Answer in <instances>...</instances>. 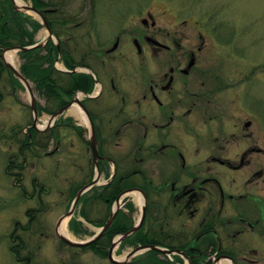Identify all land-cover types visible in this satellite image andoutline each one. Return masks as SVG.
Segmentation results:
<instances>
[{"label":"flooded vegetation","instance_id":"flooded-vegetation-1","mask_svg":"<svg viewBox=\"0 0 264 264\" xmlns=\"http://www.w3.org/2000/svg\"><path fill=\"white\" fill-rule=\"evenodd\" d=\"M37 1L54 35L44 45L56 46L54 67L69 75L71 90L60 96L56 86L49 111L36 91L37 120L48 114L46 125H28L30 140L18 153H35L40 170L47 163L65 184L45 201L51 189L39 182L23 229L33 223L30 232L68 245L58 237L64 219L69 234L89 239L113 213L94 242L76 248L109 264H264V122L220 119L219 89L208 87L215 77L207 69L206 34L156 24L149 11L139 27L126 12V22L105 33L94 23L60 24L69 16L65 0L51 7L52 0ZM60 45L66 70L56 66L64 64ZM76 75L90 77L89 91L74 88ZM20 245L18 261L31 264Z\"/></svg>","mask_w":264,"mask_h":264},{"label":"rangeland","instance_id":"rangeland-1","mask_svg":"<svg viewBox=\"0 0 264 264\" xmlns=\"http://www.w3.org/2000/svg\"><path fill=\"white\" fill-rule=\"evenodd\" d=\"M23 1L30 4V0ZM61 2H64L63 7L69 14L61 17L71 19L67 23H94L99 31L103 30L105 33L114 32L123 25L128 17L126 12L133 13V25L139 27L141 15L145 11L153 15L156 24L165 27L179 25L187 31L201 29L206 34L207 52L210 56L207 69L215 77L208 87H217L221 98L218 109L222 110L223 117L220 119H249L254 120L255 125L264 122V0ZM25 13L33 20L40 21L32 12ZM46 35L47 30L42 26L35 34V41L44 40ZM15 56L19 67L21 59L16 50ZM56 66L61 68L63 64L57 62ZM33 92L39 102L37 92ZM41 103H44V99H41ZM69 113L71 114L66 112ZM47 117L48 114L40 117L37 126L44 127ZM32 119L30 96L26 87L18 85L3 70L0 74V264H21L10 250L13 243L10 240L12 231L15 233L13 237H19L14 243L21 242V256L27 255L31 264H109L93 252L61 243L56 236L40 238L38 234L30 232L33 223L28 226V230L23 229V224L29 221L27 210L34 209L36 205L39 182L48 184L51 189L50 196L42 194L41 200L45 201L54 199L56 193L53 190L65 184L64 175L60 171L54 176L50 173L46 159L45 168L41 171V163L35 153H26L25 157L18 153L17 141L24 138V131L31 125ZM23 161L25 164L22 169L13 168V164L21 165ZM9 162V173H19L18 176L6 174L5 168ZM35 177L38 182L34 188L31 181ZM128 197L133 205V196ZM72 236L75 240L85 239L82 236ZM123 253L113 257L118 259Z\"/></svg>","mask_w":264,"mask_h":264},{"label":"trees","instance_id":"trees-1","mask_svg":"<svg viewBox=\"0 0 264 264\" xmlns=\"http://www.w3.org/2000/svg\"><path fill=\"white\" fill-rule=\"evenodd\" d=\"M30 1L34 7H38L39 1ZM56 4L55 1L52 0L48 1L47 6L51 7L55 6ZM50 14L52 16V13ZM68 21L69 20L63 18L61 21H59V23L66 24ZM48 23L52 29L51 21ZM40 26L41 24L38 21L33 20L25 13L15 10L11 0H0V74L3 72V70H6L11 75L14 82H16L18 85L21 83L11 74L9 68L3 62L1 52L9 47H21L34 44V37ZM60 47L61 52L63 53L64 64L68 68L69 64L62 45H60ZM17 54L21 59V63L19 65L21 74L31 82L34 91L40 92L42 96L48 99L46 107L44 106L46 110H50L51 102L49 98L51 97V92L56 86L60 91V96L65 93H70L68 91L71 90L69 85V75L66 72L56 70L54 67V60L58 54V51L56 46L52 44L51 41L46 43V45L41 48L34 47L26 51H18ZM73 82L74 88H82L89 91L91 87V79L86 75H76ZM29 140V136L24 133V138L17 141V143H23V145H27ZM12 166L13 168L22 169L24 166V161L21 163V165L13 164ZM5 169L6 173L9 175H19V173L14 172L10 174V171L8 170L9 165ZM11 237L12 235L10 236V240L13 243L10 245V250L18 261L20 258L18 249L20 243H14Z\"/></svg>","mask_w":264,"mask_h":264},{"label":"water","instance_id":"water-1","mask_svg":"<svg viewBox=\"0 0 264 264\" xmlns=\"http://www.w3.org/2000/svg\"><path fill=\"white\" fill-rule=\"evenodd\" d=\"M12 3H13V6L15 8V10L17 11H20V12H24V11H31L33 13H35L36 15H38L40 18H41V21L43 22L44 26L46 27L47 29V32H48V35L46 37V39H48V37L51 35V31L48 27V24L46 22V20L44 19L42 13L36 9L35 7L31 6V5H24V6H18L14 0H11ZM45 43V41L43 42H39V43H36V44H33V45H29V46H22V47H9L7 49H5L4 51L6 50H20V51H26L28 49H31V48H34V47H42L43 44ZM2 58L4 59V53L2 52L1 54ZM5 60V59H4ZM5 63L7 65V67L12 71V73L14 74V76L26 87L27 91H28V94L30 96V107H31V110H32V113H33V126H36V121H37V108H36V101H35V97H34V93H33V90L31 88V85H30V82L20 73L19 69L11 66L6 60H5ZM67 108V105L58 109L57 111H55L52 115L49 116V121H51L53 118H55L57 115H59L62 111H64L65 109ZM93 135V134H92ZM91 146H92V149H93V152L95 154V156L98 154L97 153V150H96V143H95V138L92 137L91 138ZM82 190L79 191L74 199V204L76 203V200L78 199L79 195L81 194ZM71 212H69L67 214V216H69ZM66 216V217H67ZM113 216V213L111 214V216L109 217V219L107 220V222L98 229V232L96 233V235H94L93 237L89 238V239H86V240H71L69 238H66L65 236L61 235L58 233V236L61 240H63L64 242H66L67 244L71 245V246H75V247H80V246H86L92 242H94L99 236H100V233H103L106 228L108 227V225L110 224V220ZM136 227H132V229H130L129 231H127L126 233L124 234H121L119 235L118 237H116L117 239H114L112 241V245H111V249L113 246H115V244L117 243V240H120L122 237H125L126 235L130 234L133 232V230H135ZM120 238V239H119ZM133 254V251L132 253ZM110 260L115 262V260L112 259L111 255H110ZM119 262V261H117Z\"/></svg>","mask_w":264,"mask_h":264},{"label":"bare ground","instance_id":"bare-ground-1","mask_svg":"<svg viewBox=\"0 0 264 264\" xmlns=\"http://www.w3.org/2000/svg\"><path fill=\"white\" fill-rule=\"evenodd\" d=\"M15 3L18 5V6H24V5H27L25 4V2L23 0H14ZM29 11V10H27ZM4 59L13 67L15 68H18V65H17V58L15 56V50H8L4 53ZM82 94H79V96H81ZM72 112L75 116L79 117V118H82V114L75 108L73 107L72 109ZM132 195H134V198L136 201L140 202L141 203V199L139 197L138 194L134 193L133 194V191L131 192ZM58 233L65 236L66 238H69L71 240H74V237L69 234L68 230H67V227H66V219H64L60 225L58 226ZM117 239V238H115ZM120 239V238H119ZM86 240V239H84ZM117 242H119V240H117ZM225 264V263H224Z\"/></svg>","mask_w":264,"mask_h":264}]
</instances>
